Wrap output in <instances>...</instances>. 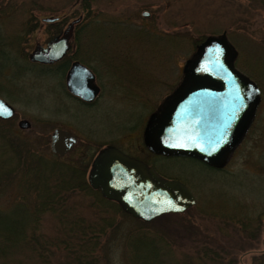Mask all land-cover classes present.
Segmentation results:
<instances>
[{
  "label": "rangeland",
  "instance_id": "rangeland-1",
  "mask_svg": "<svg viewBox=\"0 0 264 264\" xmlns=\"http://www.w3.org/2000/svg\"><path fill=\"white\" fill-rule=\"evenodd\" d=\"M50 15L62 19H44ZM77 18L70 51L90 64L104 85L92 105L71 95L64 73L28 57L37 43L44 45ZM224 30L237 49L235 66L260 87L244 138L219 170L188 156L148 155L131 128H142L174 89L196 45ZM0 47V96L15 107L1 127L9 139L19 135L43 154L85 167L86 176L98 148L115 141L151 157L159 173L182 181L196 196L187 210L162 213L144 225L107 207L119 227L101 235L100 264H129L126 234L137 227L158 233L163 259L177 264H251L253 254L264 249V0H0ZM20 118L31 126L19 127ZM57 126L77 136L63 156L49 146ZM16 187L7 182L0 207L11 205ZM78 188L69 194L66 211L40 212L36 232L46 240L43 246L51 247L53 263L66 264L68 243L80 240L89 220L108 212L94 193ZM13 252L3 264H28L35 256L30 247Z\"/></svg>",
  "mask_w": 264,
  "mask_h": 264
},
{
  "label": "water",
  "instance_id": "water-1",
  "mask_svg": "<svg viewBox=\"0 0 264 264\" xmlns=\"http://www.w3.org/2000/svg\"><path fill=\"white\" fill-rule=\"evenodd\" d=\"M77 20L70 21L61 34L47 40L45 45L37 43L28 53L29 59L52 62L61 58L70 47L72 25ZM225 50L230 55L228 59L223 54ZM236 55L237 49L228 41L225 30L209 34L197 44L183 65L176 87L148 117L144 129L148 146L153 120L163 105L169 104L171 107L164 112L167 117L157 126V142L152 149L193 156L214 167L227 163L254 120L261 100L257 82L235 66ZM82 72H87L88 78L89 73L92 76L84 64L73 61L66 74V85L73 94L89 100L98 89L89 88ZM14 113L15 107L0 96V118L9 119ZM18 125L29 128L31 122L20 118ZM76 141L77 136L70 130L54 127L50 150L63 156L73 149ZM128 158L119 148L108 145L94 156L88 171L89 183L99 186L103 196L114 198L125 212L149 221L162 213L182 212L196 203L190 186L160 176L153 166H149V174L137 175L141 172L138 167H144L145 163L134 159V164Z\"/></svg>",
  "mask_w": 264,
  "mask_h": 264
},
{
  "label": "trees",
  "instance_id": "trees-1",
  "mask_svg": "<svg viewBox=\"0 0 264 264\" xmlns=\"http://www.w3.org/2000/svg\"><path fill=\"white\" fill-rule=\"evenodd\" d=\"M2 50L0 47V53ZM8 121L10 120L0 118V194L5 191L7 182L13 181L18 189L16 187L11 205L0 207V264L5 262L11 251L12 253L18 250L23 251L26 247L33 248L35 251L32 262L30 261L28 264H58L52 262L51 247H46V243L43 246V242L46 240L41 241L40 235L36 232L39 227V215L46 209L51 211L64 209L66 211V200L69 194L78 187L83 191L94 193L97 201L104 207L106 206L101 210L108 212L104 215L101 214L97 219L89 220V224L86 225L89 227V231L85 230L86 226L81 228L82 232L78 237L80 240L68 243L71 257L66 261V264H100L97 249L100 247L101 235L108 228L119 227L114 222V213H128L117 202L107 199L90 185L85 174V167L61 161L53 154H43L31 148L25 140L20 139L19 135L9 139L1 129L3 124ZM109 206L113 208V211H110L114 213L109 211L107 208ZM134 219L141 221L140 223L143 225L149 222L136 217ZM68 231L73 232L74 229L70 228ZM126 235L127 263L177 264L172 261L166 262L163 259L166 252L164 247L159 244L158 233L137 227L129 230ZM38 244L42 251L37 250ZM251 264H264V249L253 254Z\"/></svg>",
  "mask_w": 264,
  "mask_h": 264
},
{
  "label": "flooded vegetation",
  "instance_id": "flooded-vegetation-1",
  "mask_svg": "<svg viewBox=\"0 0 264 264\" xmlns=\"http://www.w3.org/2000/svg\"><path fill=\"white\" fill-rule=\"evenodd\" d=\"M146 12V11H145ZM144 12V14H147V13H145ZM45 17H50L51 19H49V20H47V21H50V22H57V21H60L61 19H62V17L60 16V15H50V16H45ZM80 17V16H79ZM70 21V20H69ZM69 21L66 23V24H68L69 23ZM75 27V26H74ZM62 30H63V28L60 30V31H58L56 34H54L53 36H55V35H57V34H61L62 33ZM218 34H220V33H218ZM53 36H51V38L53 37ZM226 36H227V34H226ZM227 39H228V41L230 42V43H232L230 40H229V38H228V36H227ZM201 42V41H200ZM46 44V43H45ZM44 44V45H45ZM70 46H71V43H70ZM197 46V45H196ZM72 49V47H69L68 49H67V51L65 52V54L61 57V58H59L58 60H55V61H52V62H41V61H33V60H31V62H33V63H40L42 66H44V67H47V68H52V69H55V70H57L59 73H64V77L66 78V74H67V71H68V69L70 68V66H71V64H72V62L73 61H75V60H78L79 62H81L82 64H84L88 69H90L91 70V72H92V76H90V73H89V78H88V75L86 74L87 72H82L81 73V75H82V77L83 78H85L88 82H89V88H91V87H95V88H97L98 89V91L96 92V94H95V96L92 98V99H89V100H85V99H83V98H81L80 96H78V95H75V94H73L72 92H70L71 93V95H73L74 97H76L78 100H80L81 101V103H83V104H86V105H92L95 101H96V99L98 98V96H99V94L103 91V89H104V85H103V82L102 81H100V79H99V77H98V75H96L95 74V72H94V70L92 69V67H91V65L89 64H87L85 61H83L80 57H78V56H76V55H74V53H75V50H72V51H70ZM196 49V48H195ZM70 53H71V55H70ZM73 54V55H72ZM223 54L224 55H227V56H225V58H230V55H229V53H227V51L225 50L224 52H223ZM191 55V54H190ZM189 55V56H190ZM188 56V57H189ZM187 57V58H188ZM186 58V59H187ZM235 59H236V57H235ZM186 61V60H185ZM185 61H184V63H185ZM235 61V60H234ZM234 64H235V62H234ZM184 65V64H183ZM183 65H182V69H181V73H180V76H179V78H181V76H182V74H183ZM178 82L179 81H177V83L174 85V87L173 88H175L176 87V85L178 84ZM65 84H66V80H65ZM66 87H67V85H66ZM172 88V89H173ZM68 89V88H67ZM173 91V90H172ZM171 91V92H172ZM170 92V93H171ZM169 94V93H168ZM168 94H166V96L168 95ZM165 98V97H164ZM163 98V99H164ZM162 99V100H163ZM160 104V103H159ZM158 104V105H159ZM158 105H157V107H158ZM166 104L165 105H163V107H162V110H159V112H158V114L155 116V120H153V127H152V129L150 130V135L148 136V142H149V144H150V146H148L147 144H146V142H145V139H144V129H145V126H146V123H147V120H148V117H149V115L151 114H149L148 115V117H147V119H146V121L144 122V125L142 126V128H138V127H133V128H131L132 130L130 131L132 134L134 133V134H136V136H134V138L135 137H138L139 136V138L141 139V142H140V144L139 143H137L138 144V146H140V148H142L143 150H146V151H148V155H152V154H154V155H164V156H188V155H184V154H177V153H164V152H158V151H155L154 149H152V144L154 143V142H157V134H156V129H157V126L162 122V121H164L165 120V118L167 117V115L165 114L164 115V112H167L168 111V106L169 107H171L169 104L166 106ZM156 107V108H157ZM155 108V109H156ZM154 109V110H155ZM153 110V111H154ZM152 111V112H153ZM162 111V112H161ZM108 145H114L115 147H117V148H119L123 153H125L127 156H129L130 158H128V161H133L134 159L135 160H140L142 163H145V166L144 167H141V166H139L138 167V169L139 170H141V172H137V175H145V174H149V166H153L154 168H155V170H156V167H155V165H154V162L152 161V159H151V157H145V156H140L139 154H137L136 152H134V151H132L130 148H128V146L126 145V146H123V145H121L120 143H117V142H115V141H109V142H105L103 145H101L99 148H98V150H97V152H96V154L99 152V150H101L102 148H104L105 146H108ZM95 154V155H96ZM94 155V156H95ZM188 157H193V156H188ZM112 158V156H110L106 161H105V163L109 160V159H111ZM193 158H196V157H193ZM198 159V158H197ZM92 162V161H91ZM133 163L135 164L136 162L135 161H133ZM90 165H91V163H90ZM212 166V165H211ZM214 167V166H213ZM157 171V170H156ZM158 172V171H157ZM159 173V172H158ZM159 175L160 176H162V177H165V178H169V179H176V178H172V177H168V176H165V175H163V174H161V173H159ZM87 179H88V181H89V177H88V173H87ZM90 182V181H89ZM90 185H91V183H90ZM92 186V185H91ZM94 189H96V190H98L100 193H101V189H100V187L98 186V187H95V186H92ZM102 194V193H101ZM105 197V196H104ZM107 199H110V200H113V201H115V202H117L114 198H109V197H106ZM118 203V202H117ZM119 204V203H118ZM120 206V205H119Z\"/></svg>",
  "mask_w": 264,
  "mask_h": 264
},
{
  "label": "snow or ice",
  "instance_id": "snow-or-ice-1",
  "mask_svg": "<svg viewBox=\"0 0 264 264\" xmlns=\"http://www.w3.org/2000/svg\"><path fill=\"white\" fill-rule=\"evenodd\" d=\"M242 99V98H241Z\"/></svg>",
  "mask_w": 264,
  "mask_h": 264
}]
</instances>
